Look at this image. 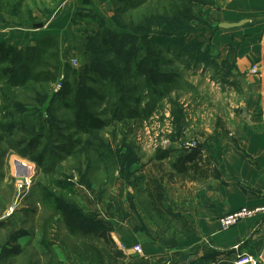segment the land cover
I'll return each mask as SVG.
<instances>
[{"label":"rangeland","instance_id":"1","mask_svg":"<svg viewBox=\"0 0 264 264\" xmlns=\"http://www.w3.org/2000/svg\"><path fill=\"white\" fill-rule=\"evenodd\" d=\"M187 1L0 0V45L6 52L0 54V264H123L110 235L125 218L120 196L125 209L144 215L134 229L142 243L172 242L175 257L181 238L194 237L180 208L207 176L202 157L192 152L209 148L217 134L238 132L245 91L241 80H229L231 65L210 46L218 26L206 21L204 10L225 0H194L189 13ZM81 15L94 20L78 22ZM100 27L150 34L179 79L163 95L145 92L139 103L134 100L141 92L132 94L125 107H116L111 88L88 75L77 84L67 67L84 68L85 38ZM31 47H37L33 64L15 60ZM30 69L40 81L24 83ZM80 88L86 93L74 106L70 92ZM178 113L180 119L174 118ZM40 155L38 166L33 158ZM13 159L34 164L23 191L15 184ZM55 199L104 224L110 242L68 234ZM101 210L106 219H100ZM16 245L22 247L19 255L3 256Z\"/></svg>","mask_w":264,"mask_h":264},{"label":"crops","instance_id":"2","mask_svg":"<svg viewBox=\"0 0 264 264\" xmlns=\"http://www.w3.org/2000/svg\"><path fill=\"white\" fill-rule=\"evenodd\" d=\"M204 16L218 26L210 37V46L219 53L221 61L227 60L231 65L229 80L239 79L244 85L238 132L217 134L211 146H203L198 154L204 163L202 174L207 177L199 184L196 196L180 208L194 237L181 238V251L175 257L177 250L172 242H141L134 229L140 226L139 219L144 215L139 210L125 209L120 196L118 207L123 208L125 218L110 234L113 245L125 257L118 259L119 263L231 264L237 254L247 253L256 264H264V214L242 220L227 230H221L219 223L220 218L240 208L264 205V0H225L217 7H206ZM220 24L236 26L221 29ZM50 33L55 39L60 36V31ZM183 153L189 158V151ZM189 159L187 166L193 164V159ZM102 215L100 219L107 218L104 212ZM137 245L142 251L140 256L133 250ZM40 264H44L43 259Z\"/></svg>","mask_w":264,"mask_h":264},{"label":"trees","instance_id":"3","mask_svg":"<svg viewBox=\"0 0 264 264\" xmlns=\"http://www.w3.org/2000/svg\"><path fill=\"white\" fill-rule=\"evenodd\" d=\"M193 1L194 0L187 1V6L185 8L186 13H189V6ZM184 18L189 19L188 14H185ZM85 19L94 20V18L89 15L78 16V22L83 23ZM85 40L84 68L75 72L67 67V71H70L72 74L75 73V76L77 74V84L83 83L84 80H80V78H86L88 75L91 82L111 88L112 92L117 96L116 107H125L127 103L132 101L131 95L139 91L141 92V94L139 92L140 96L134 100L136 103L140 102L141 95L145 92L163 95L167 87L174 84L179 79L178 72L170 69V60L165 57L162 49L148 33L141 32L138 29L131 32H115L108 28L100 27L92 34H88ZM36 48L37 47H31L23 52L19 51L15 60L21 62V65L22 63L24 64V62L33 64L36 61ZM3 51L4 48L0 45V54ZM6 51L9 52L14 50L8 48ZM31 66L32 65L29 67ZM27 79L28 81H40V73L32 74V70L30 69V72L28 71L24 78V83H27ZM67 88L69 92L71 88ZM65 90L66 88L64 91ZM87 91L92 95L96 94L92 92V90L88 89ZM62 92L63 90L60 91L58 95L61 96V94H63ZM70 93L73 94L72 104L75 106V102L86 93V90L80 88ZM75 114L79 116L82 112H75ZM180 116V113H178L174 118L177 117V119H180ZM37 147V145H33L30 148L36 151L38 149ZM201 149V146L198 147L192 154L196 153V155H198ZM184 157L185 160L189 159L187 156ZM33 160L38 166L42 165L41 155L37 158H33ZM54 203L56 205V211L61 216L68 234L73 235L75 233H80L85 236L101 239L106 243L110 242L109 229L106 228L104 224L97 226V221H94L93 218L88 219L85 216L77 214L75 210L65 207L64 204L57 199L54 200ZM20 252V246L16 245L12 248H5L2 254L3 256H11L19 255Z\"/></svg>","mask_w":264,"mask_h":264},{"label":"built area","instance_id":"4","mask_svg":"<svg viewBox=\"0 0 264 264\" xmlns=\"http://www.w3.org/2000/svg\"><path fill=\"white\" fill-rule=\"evenodd\" d=\"M63 1L70 2L73 0H63ZM189 146L193 147V145H189ZM12 168L14 170V180L17 190L23 191L29 185L30 176L32 174V173L30 174V172L33 171L34 164L24 160L13 159ZM263 214H264V205L256 206L252 208H246V207L240 208L220 218L219 220L220 229L227 230L242 220L251 219L253 217H256L257 215H263ZM133 250L138 255L142 254L139 245L135 246ZM214 264H219V263H214ZM231 264H256V260L250 254L241 253L236 255V257L231 262Z\"/></svg>","mask_w":264,"mask_h":264},{"label":"water","instance_id":"5","mask_svg":"<svg viewBox=\"0 0 264 264\" xmlns=\"http://www.w3.org/2000/svg\"><path fill=\"white\" fill-rule=\"evenodd\" d=\"M235 26H236L235 24H220L219 28H221V29H230V28H233ZM131 253H133V252H131Z\"/></svg>","mask_w":264,"mask_h":264}]
</instances>
